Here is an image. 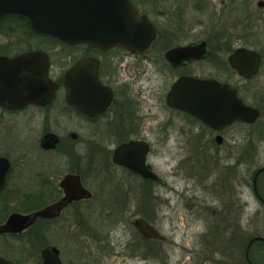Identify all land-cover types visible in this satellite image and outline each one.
Wrapping results in <instances>:
<instances>
[{
  "label": "flooded vegetation",
  "instance_id": "flooded-vegetation-1",
  "mask_svg": "<svg viewBox=\"0 0 264 264\" xmlns=\"http://www.w3.org/2000/svg\"><path fill=\"white\" fill-rule=\"evenodd\" d=\"M129 1L155 26L158 34L157 42L145 53L118 46L102 50L88 44L67 45L36 33L22 16L0 18V264H46L42 253L45 249L57 251L51 257L58 264H98V259L84 254L70 258L65 250L46 243L42 231L48 226L61 229L75 226L77 232L72 238L81 239L79 234L88 225L80 219L83 204L95 198L89 181L95 184L111 176L114 190L123 195L133 192L132 179L140 181L146 190L153 184L165 185L149 162L155 142L150 137L151 128L145 125L147 116L140 105L136 107L130 93V85L146 70L173 73V80L165 81L168 85H164L159 103L162 109L186 122L187 128L180 130L179 144L188 146L196 142L198 148L212 149L214 154L221 150L230 154L232 149L240 150L246 145L248 131L264 115V42L245 33V17L232 26L230 17H185L189 0ZM61 47L72 51L65 54L66 68L58 71L53 50ZM80 60L87 62L83 74L94 75L90 80L81 79L82 91L95 95L91 100H83L81 109L67 102L64 78ZM184 78L213 84L198 89L201 94L215 96L221 92L231 99L233 93L242 106L257 111V118L253 123L234 121L225 125L227 110L223 113L218 109L228 107L231 100L196 101V96L180 99L182 95L178 100H168L172 86ZM39 80L46 86L41 97L8 93L17 86L27 93ZM89 82L91 86L86 85ZM52 88H55L53 96ZM187 89H184L187 93L194 90ZM138 93L145 95V91ZM198 115L209 117L212 126L202 122ZM15 131L19 134L18 142L17 136L14 140L10 138L12 145L9 134ZM162 134L165 137L160 145L164 147L167 135L165 131ZM24 138L32 143L22 142ZM122 147L126 151L117 154L118 161L127 157L133 162L136 154L146 149L144 165L160 180L143 178L115 162L116 151ZM261 177L264 171L257 176L256 191L252 190L264 207V198L257 187ZM54 205L60 207L49 217H32ZM13 215L23 217L24 221L12 222L8 231L6 226ZM94 226L91 224L89 229ZM18 227L22 228L17 230ZM91 235L90 239L97 237L93 232ZM140 236L146 241H159Z\"/></svg>",
  "mask_w": 264,
  "mask_h": 264
},
{
  "label": "rangeland",
  "instance_id": "rangeland-1",
  "mask_svg": "<svg viewBox=\"0 0 264 264\" xmlns=\"http://www.w3.org/2000/svg\"><path fill=\"white\" fill-rule=\"evenodd\" d=\"M259 2L262 7H258ZM187 4L185 17H230L232 26L245 17V33L264 42V0H189ZM53 51L56 69L64 70L65 54L72 50L61 47ZM145 72L130 85V93L136 107L140 105L147 116L145 125L151 128L150 137L155 142L149 162L165 185L153 184L149 191L132 179L133 192L123 195L114 190L111 176L96 185L89 181L95 198L83 204L80 218L88 224L82 231L87 236L81 232V239L76 236L73 240L75 226H48L42 238L65 250L70 258L84 254L98 259V264H247V243L254 237L264 238V207L252 190L254 173L264 167V115L248 131L246 145L230 154L226 150L214 154L212 149L198 148L196 142L179 144L186 122L159 103L165 81L170 83L173 73ZM141 91L145 95L139 96ZM164 131L167 144L162 147ZM16 132L9 134V143L16 136L18 142ZM23 141L32 143L31 139ZM257 187L264 198V177ZM139 218L148 221L164 241L143 240L132 225ZM91 224H95L92 230ZM92 232L97 240L90 239ZM249 258L264 264V245L253 243Z\"/></svg>",
  "mask_w": 264,
  "mask_h": 264
},
{
  "label": "water",
  "instance_id": "water-1",
  "mask_svg": "<svg viewBox=\"0 0 264 264\" xmlns=\"http://www.w3.org/2000/svg\"><path fill=\"white\" fill-rule=\"evenodd\" d=\"M263 3L259 2L258 7H262ZM5 15H19L28 20L32 30L36 33L53 37L57 41L67 45L88 44L94 48L102 50L111 47H122L130 52L145 53L149 51L158 40V34L155 26L145 17L140 15L132 6L129 0H0V18ZM176 52H170L168 56ZM249 53V52H247ZM250 55V54H249ZM85 60L76 62L65 73V85L67 93V102L81 109L83 100H91V92L82 91L83 84L80 82L83 77L89 80L93 78V74H83L86 66ZM16 85V84H15ZM14 85V86H15ZM91 86L92 82L86 84ZM213 86L210 82H201L196 80L179 79L172 86L168 100L187 99L196 96V101L216 100L225 102V99L231 100L230 105L226 108L221 107L224 114V124L228 125L234 121H244L253 123L257 118V111L246 108L240 104L231 93V99L217 92L215 96L208 93L201 94L198 89ZM22 87L17 86L14 89H9V95H24L41 97L45 93L46 86L42 80L38 84L32 85L27 93H23ZM56 88V86H55ZM55 88L51 89L50 95L53 96ZM185 88H193V91L185 92ZM187 89V90H188ZM185 92V93H183ZM180 93V94H179ZM205 95V96H204ZM227 103V102H226ZM217 108V107H216ZM218 115V112L216 113ZM199 119L205 124L212 126V120L207 116L198 115ZM131 147L130 151H132ZM126 151V147L116 151L114 161L123 164L143 178H148L153 181H159L157 175L149 170L144 165V156L146 149H142L140 154H136L135 160L129 161L116 157L121 151ZM264 168L259 169L253 179V188L256 189V179L259 173L263 172ZM60 205L50 206L42 211L32 215V217H49L52 211ZM23 220V217L13 215L8 220L7 230L10 231L12 222ZM24 221V220H23ZM134 227L144 238L153 240H163L164 238L155 231L153 227L148 225L143 219H136ZM22 227H18L20 230ZM261 241L264 243L263 237H254L251 239L245 249V260L248 264H253L249 259V250L253 243ZM57 253L55 249H45L43 258L46 264H58V261L51 257V253Z\"/></svg>",
  "mask_w": 264,
  "mask_h": 264
},
{
  "label": "trees",
  "instance_id": "trees-1",
  "mask_svg": "<svg viewBox=\"0 0 264 264\" xmlns=\"http://www.w3.org/2000/svg\"><path fill=\"white\" fill-rule=\"evenodd\" d=\"M258 243H261V242H258ZM262 245H264V243H261ZM254 264H257V263H255V262H253Z\"/></svg>",
  "mask_w": 264,
  "mask_h": 264
}]
</instances>
